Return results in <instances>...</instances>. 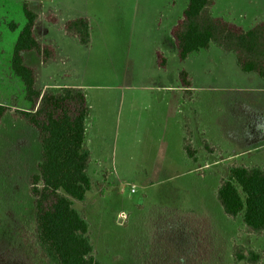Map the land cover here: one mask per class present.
<instances>
[{
  "label": "rangeland",
  "instance_id": "rangeland-1",
  "mask_svg": "<svg viewBox=\"0 0 264 264\" xmlns=\"http://www.w3.org/2000/svg\"><path fill=\"white\" fill-rule=\"evenodd\" d=\"M167 1L0 0V104L10 108L0 125V254L15 263L23 260L22 246L34 231L30 178L38 173L41 149L38 133L14 117L15 110L29 111L31 104L11 70L27 3L40 17L37 38L58 48L48 64L35 52L24 53L25 63L36 69V89L80 87L91 106L87 143L94 157L89 171L94 186L86 202H75L74 208L91 226L101 264H234V243L260 252L264 264V234L247 233L242 219L226 217L216 198L231 164L264 167V81L242 72L234 55L215 46L179 61L166 43L171 37L156 26ZM214 2L215 17L245 30L264 23V0ZM187 3L177 0L174 13L181 14ZM77 18L90 22L86 46L63 30ZM157 48L167 56L165 70L157 66ZM183 69L200 94L221 98L219 123L229 140H218L219 148L210 154L201 139L200 163L193 170L167 155L166 140L148 112L151 96L178 85ZM247 96L248 127L229 120L227 102ZM25 264L40 263L30 258Z\"/></svg>",
  "mask_w": 264,
  "mask_h": 264
},
{
  "label": "trees",
  "instance_id": "trees-1",
  "mask_svg": "<svg viewBox=\"0 0 264 264\" xmlns=\"http://www.w3.org/2000/svg\"><path fill=\"white\" fill-rule=\"evenodd\" d=\"M214 5V0L189 1L171 32L179 60L185 62L193 54L215 46L225 54L234 55L242 72L264 81V23L245 30L215 17ZM23 9L26 21L15 43L11 70L23 83L31 109L15 110L14 117L38 133L41 161L37 164L38 173L30 178L34 231L22 246L27 254L16 263L0 254V264H25V259L30 258L40 264H101L94 255L91 226L85 214L74 208L75 202H86L94 186L89 175L92 152L85 145L86 120L91 107L80 87L67 86L58 92L36 89V69L25 63L24 53L35 52L43 64H48L55 59L56 49L37 38L35 27L39 15L27 3ZM11 29L17 30L18 26L12 25ZM63 30L82 46L91 42L87 18L69 20ZM157 64L163 69L167 66L160 52ZM179 84L185 89V99L191 100L193 81L186 70L179 73ZM9 110L0 104V125ZM204 147L208 153H214L208 142H204ZM183 149L189 159L198 160L188 125ZM216 198L226 217L242 219L247 233L264 234V167L231 164L227 176L219 183ZM231 255L234 264H260L263 260L260 252L239 243H234Z\"/></svg>",
  "mask_w": 264,
  "mask_h": 264
},
{
  "label": "crops",
  "instance_id": "crops-1",
  "mask_svg": "<svg viewBox=\"0 0 264 264\" xmlns=\"http://www.w3.org/2000/svg\"><path fill=\"white\" fill-rule=\"evenodd\" d=\"M189 1L190 0H188V3L185 9L187 8ZM176 3H177V0H168L166 5L158 11V15H157L158 23L156 26L157 28H159V30H161L160 28L162 26L164 27L165 34H167L168 37H171V40L167 39V42H166L168 43L170 41L168 48L172 49L173 47L177 55V50L174 45L171 32H172L173 27L182 18L185 9H183L181 14L179 15L175 14L174 8L176 6ZM68 38H70V36H68ZM73 39L75 40L76 38L73 37ZM211 49H213V46L209 50ZM56 52H58V48ZM158 52H160L164 56L168 64L167 56L159 48L156 49V63H157V53ZM202 52L198 53V55L201 54ZM166 68L164 69L160 68V69L165 70ZM73 87H76V86H73ZM192 90L194 92L193 98L191 100H186L185 94H184L185 89L181 87V85L179 84V77H178V85H176L175 87L162 88L158 90L157 92L158 95L156 96L153 95L154 94L153 93L152 94L153 96H151L152 102L148 107V112H149L151 121L158 122L156 124L159 128L157 129V131L166 140L165 150H166L167 155L168 156L170 155L172 160L176 164H183V166L189 170H193L194 167L200 163L199 142H201V139H204V142L205 141L208 142L210 147L214 149V152L217 151V149L219 148L218 140L229 141L228 138H224L222 136V133H223L222 127L219 123L220 122L219 120H221V118L223 117L221 114H223L224 112L222 109L223 103L221 104V102H219L221 98H219L218 95L216 94L202 95L200 94L201 92H199L197 89L194 88V86L192 87ZM227 102L230 104L229 108L231 110V112L229 113L230 116H228L229 120L231 122L236 121V124L239 123L241 124V126L246 125L248 127L250 124V119H251L249 97L248 96L247 98L233 97ZM233 118H236V119H234L233 121ZM88 121H89V117L86 120L85 145L87 141H89L87 140ZM186 125H188L191 131L193 132V145L198 152V160L196 162L189 159L183 149V141L185 138V126ZM151 132L153 133V128H151ZM88 147H89L88 149H90L89 144H88ZM93 159L94 157L92 154L91 165L93 163ZM91 165H90V168H91ZM90 168H89V171H90Z\"/></svg>",
  "mask_w": 264,
  "mask_h": 264
},
{
  "label": "built area",
  "instance_id": "built-area-1",
  "mask_svg": "<svg viewBox=\"0 0 264 264\" xmlns=\"http://www.w3.org/2000/svg\"><path fill=\"white\" fill-rule=\"evenodd\" d=\"M134 191V190H133Z\"/></svg>",
  "mask_w": 264,
  "mask_h": 264
}]
</instances>
